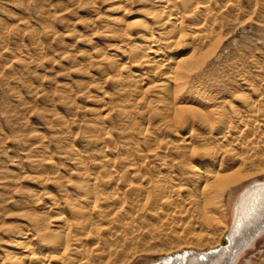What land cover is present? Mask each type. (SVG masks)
Listing matches in <instances>:
<instances>
[{
  "label": "bare ground",
  "instance_id": "bare-ground-1",
  "mask_svg": "<svg viewBox=\"0 0 264 264\" xmlns=\"http://www.w3.org/2000/svg\"><path fill=\"white\" fill-rule=\"evenodd\" d=\"M106 1V35L121 38L115 44L121 42L120 59L128 63L107 62L117 76L113 85L120 97L133 91L130 107L144 124L126 133L133 114L120 110V122L129 128L115 148L97 120L84 141L88 155L73 158L77 171L48 202L37 207L40 198L33 193L0 200L16 207L0 218V264H127L134 232L147 225L141 215L146 208L160 212L150 218L156 225L184 224L191 241L212 245L181 248L146 264H235L264 232V183L246 188L225 234V195L259 164L252 154L256 103L237 94L241 85L232 77L215 80L211 69L223 7L214 0H135L141 19L127 32L117 26L135 4ZM243 135L251 137L240 142ZM45 153L38 148L33 156ZM53 165L47 158L43 169ZM49 180L36 179L46 189ZM8 215L16 221L7 224Z\"/></svg>",
  "mask_w": 264,
  "mask_h": 264
},
{
  "label": "rangeland",
  "instance_id": "rangeland-1",
  "mask_svg": "<svg viewBox=\"0 0 264 264\" xmlns=\"http://www.w3.org/2000/svg\"><path fill=\"white\" fill-rule=\"evenodd\" d=\"M214 1L223 7L220 48L211 60V69L217 73L215 80L232 77L234 85H241L237 94L252 98L257 107L253 121L257 149L252 154L259 165L250 172L246 183L234 185L225 195V217L229 224L226 234L234 223L236 206L246 188L253 182L264 183V0ZM126 2L135 6L117 27L135 31L141 13L137 12L135 0ZM107 3L106 0H0V39H3L0 41V200L11 194L33 193L40 198L37 207L48 202V195L61 191L58 184L62 183L63 188L69 176L77 171L78 162L73 158L88 155L84 141L92 138L88 126L97 120L107 126L115 148L121 145L124 128H129L120 122V110L133 114V129L126 133L143 126L138 111L130 107L137 98L133 91L120 97L113 85L117 76L107 62L115 61L125 68L128 63L122 64L127 59H120L121 42L115 44L121 38L115 42L106 35L108 28L103 17ZM6 51H11L13 56L6 57ZM253 85L260 88L258 93ZM250 137L243 135L239 141ZM38 148L46 153L33 156ZM116 157L119 158L117 153ZM47 158L53 161L54 169H43ZM41 175L49 177V189L40 187L36 181ZM0 208L1 219L5 211L16 212L9 200L0 203ZM158 213L149 208L141 212L147 225H139L134 232L129 252L133 256L127 264H146L181 248L199 251L212 246L191 241V233L184 229V224L156 225L150 218ZM6 218L7 224L16 221L12 215ZM181 232L183 235L177 237ZM235 264H264V232L255 245L239 255Z\"/></svg>",
  "mask_w": 264,
  "mask_h": 264
}]
</instances>
